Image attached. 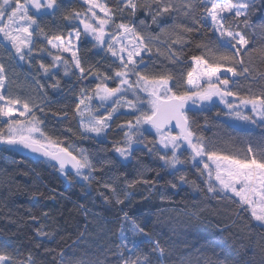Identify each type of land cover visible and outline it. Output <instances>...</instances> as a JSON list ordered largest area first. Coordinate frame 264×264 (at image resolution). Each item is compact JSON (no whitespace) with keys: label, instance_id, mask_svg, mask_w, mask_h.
<instances>
[{"label":"snow or ice","instance_id":"snow-or-ice-1","mask_svg":"<svg viewBox=\"0 0 264 264\" xmlns=\"http://www.w3.org/2000/svg\"><path fill=\"white\" fill-rule=\"evenodd\" d=\"M82 4L86 5L83 10L73 9L63 14L64 20L78 22L77 27L65 35L49 34L42 26L46 16H55L61 10L60 0H0V47L10 58L27 65L36 92V100L13 96L7 88L8 68L0 62V146H4L3 150L26 149L39 154L69 182L74 174L91 184L96 179L92 174L103 171V165L97 169L86 149L65 145L59 137L51 135L45 119L37 114L45 113L51 102L48 89L65 94L61 72L63 77L74 76L78 81L91 76L97 81L94 87H81L78 92L68 89L77 96L72 113L78 119L82 134L100 137L111 127L113 116L121 107L133 110L138 114L134 121L118 125L123 139L111 149L121 160L133 158L143 145L164 167L180 173L182 183L198 188L195 181H188L181 172V167L190 163L201 176H206V194L233 201L240 211L249 213L264 228V147L254 149L250 145L242 157L210 150L206 138L198 132L199 125L189 115L218 100L228 109L227 115L236 120L252 124L264 122V72L254 73L251 67L253 54L264 61V47L252 46L247 31L252 29L254 34L259 28L264 34V19L258 24L251 19L254 12L264 14V0H115L113 5L107 0H82ZM139 12L151 17L159 33L145 37L140 28L146 26V20L138 17ZM182 20H191L200 27L207 24L214 39L196 43L202 51L188 57L191 66L183 83L176 81L167 66L149 74V65L145 63V55L153 54L149 41L167 46L169 63H182L181 49L189 42L188 34L200 30ZM79 25L83 26V34L94 41L93 47L106 51L118 62L111 75L94 65H86L80 54ZM162 36L166 39L162 40ZM174 45L180 47L174 48ZM156 53L163 55L159 48ZM45 57H50V62L46 63ZM41 78L45 82H41ZM110 80L117 81L115 87L109 86ZM241 80L249 86L246 95L238 90ZM257 82H262L260 90L254 92L252 85ZM129 92L133 99L127 98ZM140 93L145 95L141 97ZM94 101L99 102L98 107L94 106ZM101 108L106 111L100 113ZM53 115L68 118L69 113L62 109ZM146 132H154L155 138L148 140ZM140 182L154 183L141 177L128 183V187ZM102 186L113 193L116 203H124L111 184ZM176 186L171 184L173 188ZM36 231L38 236L51 235L43 226ZM117 238L119 243L108 250L113 258H106L105 264H164L166 248L126 212ZM143 245H147L148 251L143 250ZM256 246L261 255L260 264H264V237ZM249 251L256 255L254 250ZM0 264H38V261L31 251L24 255L9 243L0 242ZM52 264L102 262L61 251L53 256Z\"/></svg>","mask_w":264,"mask_h":264},{"label":"trees","instance_id":"trees-1","mask_svg":"<svg viewBox=\"0 0 264 264\" xmlns=\"http://www.w3.org/2000/svg\"><path fill=\"white\" fill-rule=\"evenodd\" d=\"M107 2L115 4V0ZM60 3L61 10L42 21L49 34L67 35L77 27L78 22L64 20L63 14L86 8L82 0H60ZM138 17L146 20V26L140 28L146 38L159 33V28L151 23L150 16L139 12ZM251 19L258 24L264 19V14L254 12ZM182 22L200 29L188 34L189 42L181 49L182 63H169L166 59L167 46L158 41H149L153 47V54L150 57L145 55L149 74L164 70V66H167L176 81L183 83L191 66L188 57L202 51L196 47V43L214 39L207 24L200 27L191 20ZM79 29L83 31V26L79 25ZM247 31L252 46L264 47V34L259 28L254 30V34L252 29ZM161 39L166 37L162 36ZM93 44L92 39L82 37L80 54L86 65H94L101 72L107 71L111 75L118 62H114L106 51L93 47ZM157 48L163 55L156 53ZM245 59L248 60V57ZM0 62L8 68L7 88L11 94L36 100L35 83L27 65L10 58L3 47H0ZM45 62H50V57H45ZM251 67L254 73L264 72V61L253 54ZM60 75L65 94L48 89L51 102L47 104L45 113L37 114L45 119L46 129L51 135L59 137L65 145L86 149L97 169L103 165V171L92 174L96 179L91 184L76 178L74 174L69 182L47 160L29 158L12 150L5 151L4 146H0V242L9 243L24 255L31 251L38 264H52L53 256L61 251L105 264L106 258H113L108 250L119 243V228L126 212L166 248L164 264H220L225 260L227 264H260L261 255L256 242L264 237V228L249 213L240 211L238 205L229 199L206 194V176H201L190 163L182 166L181 172L188 181H195L198 188L191 183H182L180 173L164 167L163 162L155 154H149L143 145L129 161L121 160L111 149L114 143L123 139V131L118 125L128 120L134 121L138 114L134 111L115 115L111 127L102 137L82 134L78 119L72 113L77 96L68 89L73 88L78 92L81 87H94L97 81L91 76L78 81L74 76L63 77L62 72ZM132 79L135 80V77ZM41 82H45L43 78ZM110 82L116 86L117 81ZM260 83H253L252 91L258 92ZM248 88V84L241 80L238 86L241 94H248ZM139 95L143 97L145 94ZM62 109L68 111V118L53 115V112ZM227 113L228 109L218 102L189 113L199 125L198 132L206 138L210 150L242 157L250 145L254 149L264 147V123H259L255 128H241L230 122L231 116ZM145 136L148 140L155 138L154 132H146ZM187 155L185 152L184 156ZM107 160L114 163L105 164ZM141 177L154 183L140 182L128 187V183ZM103 183L111 184L124 203H116L115 196L102 186ZM172 183L177 186L171 187ZM41 226L51 235L38 236L36 230ZM249 249L254 250L256 255L253 256V251ZM143 250L148 251L147 245H143Z\"/></svg>","mask_w":264,"mask_h":264},{"label":"rangeland","instance_id":"rangeland-1","mask_svg":"<svg viewBox=\"0 0 264 264\" xmlns=\"http://www.w3.org/2000/svg\"><path fill=\"white\" fill-rule=\"evenodd\" d=\"M101 15H102V13H101ZM81 31V30H80ZM81 33H82V35H81V40H82V37L83 36H86V35H84L83 34V31H81ZM88 38H90L91 39V37H89V36H87ZM81 40H80V43H81ZM79 48H80V44H79ZM109 54V53H108ZM20 62V61H19ZM20 63H23V62H20ZM230 75V74H229ZM111 81V80H110ZM110 81H108V83H109V86H111V87H114V86H112L110 83ZM127 98L128 99H133V95H132V93L131 92H129L128 94H127ZM216 102H218L219 103V101L217 100ZM98 105H99V102L98 101H94V106H97L98 107ZM106 110L104 109V108H101L100 109V113H104ZM131 111H133V110H131V109H129V108H126V107H121L120 108V110H119V112H117V113H115L114 114V116L115 115H117L118 113H120V112H131ZM249 114H250V112H249ZM114 116H113V118H114ZM230 122L232 123V124H234V125H236V126H238V127H243V128H255V127H257V125L259 124V123H264V122H260V121H258L256 124H252V123H249V122H244V121H240V120H236L235 118H233L232 116H231V120H230ZM112 123V122H111ZM145 127H147V126H145ZM107 131V130H106ZM91 134V133H90ZM105 134V133H104ZM104 134H102L100 137H102ZM92 135H94L95 136V134H92ZM72 147L73 148H76V149H79V148H77V147H75V146H73L72 145ZM130 160V159H129ZM129 160H126V161H129ZM125 161V160H124ZM209 163H211V162H209ZM170 170H172V169H170ZM173 171V170H172Z\"/></svg>","mask_w":264,"mask_h":264},{"label":"water","instance_id":"water-1","mask_svg":"<svg viewBox=\"0 0 264 264\" xmlns=\"http://www.w3.org/2000/svg\"><path fill=\"white\" fill-rule=\"evenodd\" d=\"M16 152L23 155V156L29 157V158H36V159L38 158V159L46 160V158L40 156L39 154L32 153L26 149H21V150H18Z\"/></svg>","mask_w":264,"mask_h":264},{"label":"bare ground","instance_id":"bare-ground-1","mask_svg":"<svg viewBox=\"0 0 264 264\" xmlns=\"http://www.w3.org/2000/svg\"><path fill=\"white\" fill-rule=\"evenodd\" d=\"M91 79H94L93 77H91ZM90 134V133H89ZM92 135V134H91ZM94 136V135H93Z\"/></svg>","mask_w":264,"mask_h":264}]
</instances>
